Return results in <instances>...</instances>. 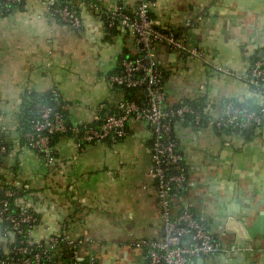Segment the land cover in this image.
<instances>
[{"label": "crops", "instance_id": "obj_1", "mask_svg": "<svg viewBox=\"0 0 264 264\" xmlns=\"http://www.w3.org/2000/svg\"><path fill=\"white\" fill-rule=\"evenodd\" d=\"M155 1L154 21L186 33L189 44L205 55L204 60L193 59L157 45L155 59L165 70L166 106L201 99L208 102L210 116L220 117L232 100L252 102L256 95L244 78L264 51V0ZM96 2L104 10L121 3L131 11L139 0ZM80 11V30L53 17L42 0H24L0 15V126L13 144L4 161L5 177L33 191L19 204L40 217L31 233L34 241L65 234L80 242V259L147 264L146 250L135 244L161 238L163 222L150 175L152 131L146 123H133L129 135L117 143L84 149L77 138L61 137L53 163L21 143L19 115L27 91H58L74 127L95 121L102 104L113 106L124 99L109 76L123 60L138 55L135 37L123 27L109 29L91 3H81ZM257 99L264 103L263 95ZM176 130L190 182L184 194L176 195L174 214L190 206L223 247L197 264H260L264 251L247 242L236 244L225 223L231 217L250 222L264 210V125L221 133L210 125L179 123ZM4 244L8 240L0 226Z\"/></svg>", "mask_w": 264, "mask_h": 264}, {"label": "built area", "instance_id": "obj_2", "mask_svg": "<svg viewBox=\"0 0 264 264\" xmlns=\"http://www.w3.org/2000/svg\"><path fill=\"white\" fill-rule=\"evenodd\" d=\"M42 1L52 16L63 24L74 30L83 27L81 11L72 0ZM23 2L0 0V15L12 12ZM91 5L102 14L109 29L123 27L135 37L138 55L123 60L118 71L110 74L109 81L113 87L136 90L137 98L121 100L114 105V111H107L104 116L101 113L106 105L102 104L95 120L99 124H86L77 145L84 149L100 142L117 143L129 135L133 123H146L152 131L150 175L156 182L163 235L159 239L139 240L135 245L146 250L147 264H197L199 258L214 255L222 251L223 247L190 206L174 214L175 197L183 189L188 190L190 182L175 134L178 124L175 121L184 123L190 119L200 124L202 116L190 104L173 108L166 106L168 95L163 86V70L155 59V52L160 44L193 59L204 60V52L199 46L189 44L186 33L162 28L154 21L151 9L156 6L155 0H139L137 7L131 11L121 3L110 10H104L98 3ZM201 19L200 16L197 21ZM216 69L234 75L230 70L221 67ZM244 79L252 85L264 84V51ZM52 93L55 96L60 94L55 90ZM36 109L38 118L33 122V131L27 134L28 147L44 153L46 160L53 163L55 157L51 141L56 135L68 130L66 115L45 103H38ZM263 124L264 108L259 112L249 111L231 103L225 115L209 118V125L219 132L228 128H233L234 132H246ZM5 150L2 146L1 151ZM13 187L0 198V223H4L1 232L8 240L7 245H0V264H51L55 257L54 251L61 245L72 249L63 264H97L95 257L80 259L77 251L80 242L65 234L52 236L48 241H34L31 233L39 223L38 213L24 205H21L19 214L10 212V199L16 195L17 189H28V185L16 182Z\"/></svg>", "mask_w": 264, "mask_h": 264}, {"label": "trees", "instance_id": "obj_3", "mask_svg": "<svg viewBox=\"0 0 264 264\" xmlns=\"http://www.w3.org/2000/svg\"><path fill=\"white\" fill-rule=\"evenodd\" d=\"M72 2L75 3L76 6H78V9H80L81 3H85V2L87 4L97 3L96 0H72ZM178 32L181 33V30H178ZM160 68L163 70V86H164L165 70L162 67H160ZM249 85H250V88L253 90V92L256 95L252 102L247 103L246 105H243L242 103L238 102L237 100H232V101H230V103L232 105H234L235 107H238L240 109H248L249 111H258L259 112L262 108H264V103L260 102L257 98L260 97V95L264 96V84L261 83L260 85H257V86L252 85V84H249ZM115 88L124 94V99L137 98V91L136 90L124 89V88H119V87H115ZM0 102H1V99H0ZM22 102H23L22 108H21L20 115H19V131H20L21 136H22V142L21 143L23 145L28 146L27 134L33 131V122L35 119L38 118L37 109H36V105L38 103L48 104V105L54 107L55 109L62 111L66 115V119H67L69 128L65 133L58 134L52 138L51 146H52L53 150L55 148L57 141L61 137H64V136L75 137L78 139L81 136L83 128L86 124L78 126V127H74L70 123V121H69V115H70L69 109L67 107L66 102L63 100L62 95L59 94V96H55L52 92L37 93V92H28L27 91L23 95ZM182 104H190L202 116V122L200 124H196L190 119H187L183 124H185V125H192V124H194V125H209V118L212 116H210V113L208 111V102H205L204 100L200 99L199 102H197L196 100H189V101L184 102ZM182 104H180V105H182ZM105 105H106V108L101 113V116H104L105 112H107V111H110V112L114 111V105L113 106H110L108 104H105ZM176 123L179 124V122L177 120L175 121V124ZM88 124L89 125H98L99 122L93 121V122L88 123ZM178 124H176V125H178ZM176 131L177 130L175 129V134L177 136ZM223 132L236 133V132H234L233 128L225 129V131H223ZM221 133H222V131H221ZM6 137H7L6 130L0 126V198L4 197V193L6 190L14 189L13 184L16 183V182H13V180H10L7 177H5V170L6 169L4 168L3 164L5 161V157H7L10 154V152L12 151V148H13V144L11 142H9L8 140H6ZM2 146H4L6 148V150L4 152L1 151ZM35 152H37L43 159L46 160V155L44 153H40L38 151H35ZM52 154L54 157H56L55 151ZM20 183L22 185H26L25 183H22V182H20ZM186 191L187 190L183 189L182 191H180V193L184 194ZM32 192L33 191H31L29 189H21V190L17 189L16 195L10 199V202H11L10 203L11 204L10 205V212L14 213V214H19L22 211V207L19 204V200L21 198H24V197L31 195ZM192 211L196 214V216L198 218L201 219L200 215L197 214L194 209H192ZM0 226L2 229L4 226V223H0ZM6 227H7V223H6ZM64 246H65L64 249H66L65 253L60 252V249L63 247V245L56 248V250L54 251L55 257H54L53 261L51 262V264H56V262H59V260H60V262H62L70 256V254L72 252L71 247L67 246V245H64Z\"/></svg>", "mask_w": 264, "mask_h": 264}, {"label": "water", "instance_id": "obj_4", "mask_svg": "<svg viewBox=\"0 0 264 264\" xmlns=\"http://www.w3.org/2000/svg\"><path fill=\"white\" fill-rule=\"evenodd\" d=\"M253 132V131H252ZM238 133H241L238 131ZM243 133V132H242ZM252 221L239 220L231 217L225 223L226 232L235 237L236 244L249 243L256 245V251H264V210L251 216ZM206 257L200 258L205 260ZM260 264H264V253L260 257Z\"/></svg>", "mask_w": 264, "mask_h": 264}]
</instances>
